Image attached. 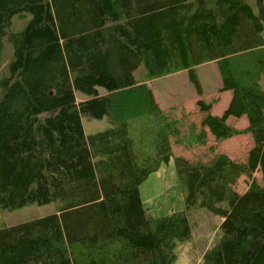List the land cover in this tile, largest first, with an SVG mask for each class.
I'll return each mask as SVG.
<instances>
[{"label": "trees", "instance_id": "trees-1", "mask_svg": "<svg viewBox=\"0 0 264 264\" xmlns=\"http://www.w3.org/2000/svg\"><path fill=\"white\" fill-rule=\"evenodd\" d=\"M247 0H0L12 57L0 75V207L58 202L56 213L0 228V264H175L188 212L219 216L200 264H264V6ZM31 19L11 32L13 17ZM216 62L232 100L199 99V125L163 111L150 82ZM102 89V90H101ZM78 93L84 98L78 100ZM111 127L86 135L83 116ZM246 116L237 129L229 117ZM249 133L244 161L175 155ZM173 163L184 210L153 216L140 186ZM261 174V182L254 176ZM245 177L249 186L236 191ZM223 203H228L223 207Z\"/></svg>", "mask_w": 264, "mask_h": 264}, {"label": "rangeland", "instance_id": "rangeland-1", "mask_svg": "<svg viewBox=\"0 0 264 264\" xmlns=\"http://www.w3.org/2000/svg\"><path fill=\"white\" fill-rule=\"evenodd\" d=\"M247 1L255 8V11H258L259 0ZM262 3L264 6V0H262ZM30 19L31 15L28 13L15 15L13 17V25L10 31H22ZM262 38L264 40V30L262 32ZM3 42L4 49L0 57V75L6 71V64L12 57L13 49L12 43L7 37L3 39ZM206 70L210 71V66L200 65L196 68L197 75H199L203 81H205L204 73ZM150 85L152 90L158 94V104L162 107L161 109L163 111L168 114L169 112H172L177 117H181L186 113L189 115V121H193L199 125L200 114L198 113L196 103L203 97L198 95L197 89L190 81L187 71H179L177 73L158 78L151 81ZM211 88L212 87H210V90ZM83 98L84 96L81 93H78V100ZM221 110V107L216 106L214 113L218 115ZM240 124L241 122H239V125ZM83 125L86 135H92L111 127L106 118L96 119L88 115L83 116ZM244 134H239L242 136L236 135L234 136L235 138L232 137L226 140L227 142L224 141L218 145L215 144L213 136L208 134L209 141L206 146L185 148L173 145V151L175 155L183 156L191 160L198 158L207 160L212 156L209 149V145H211L215 148V153L225 151L227 155L233 156V159L242 161L246 157L247 148L253 146L252 136L249 133ZM166 167L167 171H164L163 169V171L151 175L140 186V194L143 205L153 216L167 215L171 212V210L179 211L186 208L183 195L178 186L174 164L171 163L166 165ZM254 176L258 182H261V174L259 172H256ZM240 181V183L238 182V185L236 186V191L241 194L248 188L249 184L245 177H242ZM222 206L227 207L228 203H223ZM58 207V202L45 205H32L17 210H7L0 207V228L5 225L11 226L56 213L58 211ZM188 216L192 229V237L190 239L192 245L190 246L191 252L189 253V256L192 258H190V263H187L200 264L202 261L201 257L208 249V246L210 247L221 235L219 226L222 219L207 208L191 209L188 212ZM177 251L179 257L175 264H184V259L187 261L185 250H181L180 252L179 250Z\"/></svg>", "mask_w": 264, "mask_h": 264}, {"label": "crops", "instance_id": "crops-1", "mask_svg": "<svg viewBox=\"0 0 264 264\" xmlns=\"http://www.w3.org/2000/svg\"><path fill=\"white\" fill-rule=\"evenodd\" d=\"M202 65H205V66H210V71H205V73H204V79H205V81H203L202 79H201V77L198 75V78H199V81H200V84H201V88H202V94L200 95L201 97H203V98H201V99H204V100H206V101H210L213 97H216V96H218L219 97V99H218V102L213 106V108H212V113L214 114V115H217V114H215L214 113V110L216 109V106H219V107H221L222 108V110H221V112H220V114H218V115H222L223 113H224V111L229 107V105H230V103H231V100H232V92L231 91H222V92H220L219 90H220V88L222 87V80H221V78H220V76H219V73H218V69H217V64H216V62H208V63H206V64H202ZM200 66V65H199ZM199 66H197V67H199ZM196 67V68H197ZM206 73H209V74H206ZM212 77H213V79H212ZM150 84V83H149ZM261 85H262V88H263V90H264V77H263V79H262V83H261ZM150 87H151V85H150ZM210 87H212L211 88V90H210ZM152 88V87H151ZM153 93H154V95H155V98H156V100H157V102L159 103V101H158V99H159V97L157 98V96H158V94H156L154 91H153ZM162 108V107H161ZM231 126H233V127H235V128H237V129H244V128H246L248 125H249V122H248V119H247V117L246 116H242L241 118H237V117H234V116H231V117H229V119H228V121H227ZM232 122V123H231ZM234 122H236V123H234ZM239 122H241V124L239 125ZM234 123V124H233ZM244 135H247V134H244ZM249 135V134H248ZM239 136H242V135H239ZM235 138V137H234ZM227 142V141H226ZM209 146H211V145H209ZM252 147V146H251ZM251 147H249V148H247V150H246V153H248V151L251 149ZM221 153H225V151H223V152H221ZM246 156H247V154H246ZM232 159H233V156H230ZM246 158V157H245ZM245 159H243L242 161H244ZM167 167H166V165H161V167H160V169L157 171V172H155V173H153V174H157L158 172H160V171H163V169H164V171L166 170L167 171V169H166ZM153 174H151V175H153ZM150 175V176H151ZM149 176V177H150ZM157 176V175H156ZM240 181V180H239ZM241 182V181H240ZM239 182V183H240ZM245 182V181H244ZM248 189V188H247ZM246 189V190H247ZM245 190V191H246ZM244 191V192H245ZM182 210V209H181ZM172 211V210H171ZM192 245V243H191V241H190V239L189 240H187V241H185V242H180V243H178V245H177V248H176V254H177V259H178V251L177 250H179V252L181 251V250H185V253H186V255H187V261L184 259V261H185V263L184 264H188V263H190V258H192L191 256H189V253L191 252L190 250V246ZM181 246V247H180ZM209 247V246H208ZM204 254V253H203ZM202 257H203V255H202ZM202 257H201V259H202ZM177 261V260H176ZM188 262V263H187ZM176 263V262H175Z\"/></svg>", "mask_w": 264, "mask_h": 264}]
</instances>
